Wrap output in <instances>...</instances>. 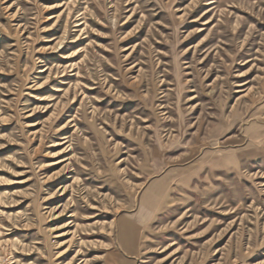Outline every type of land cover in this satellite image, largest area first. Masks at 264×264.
<instances>
[{
	"label": "rangeland",
	"instance_id": "374dc122",
	"mask_svg": "<svg viewBox=\"0 0 264 264\" xmlns=\"http://www.w3.org/2000/svg\"><path fill=\"white\" fill-rule=\"evenodd\" d=\"M0 264H264V0H0Z\"/></svg>",
	"mask_w": 264,
	"mask_h": 264
}]
</instances>
